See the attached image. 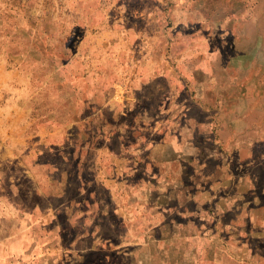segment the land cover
Returning a JSON list of instances; mask_svg holds the SVG:
<instances>
[{
  "label": "rangeland",
  "instance_id": "rangeland-1",
  "mask_svg": "<svg viewBox=\"0 0 264 264\" xmlns=\"http://www.w3.org/2000/svg\"><path fill=\"white\" fill-rule=\"evenodd\" d=\"M0 60L11 69L16 87L45 94L46 100L29 103L44 104L51 121L53 89L44 88L56 76L90 77V88L98 91L102 78L158 80L159 87L162 80H175L189 86L192 97H206L207 109H215L214 116L205 115L211 125L208 156L221 158L215 190L213 181L206 184L200 214L211 227L206 244L190 245L188 253L181 245H155L152 258L155 264H264V0H0ZM197 80L213 95L192 89ZM116 87L123 97L127 86ZM61 103L70 112L69 101ZM58 120L65 122L64 117ZM45 157L48 166L52 161ZM36 158L41 161L43 155ZM29 161L28 172L22 168L18 173L0 162V238L15 239L2 245L0 264H131V245L124 243L114 221L85 230L92 244H72L63 233L60 260L46 230L34 228L36 237L29 242H22L29 231L20 225L12 233L7 213L12 175L20 176L19 187L34 178L53 192V172L47 167L46 173L33 175L37 164ZM63 189L77 199L75 187ZM9 252L14 259L5 256Z\"/></svg>",
  "mask_w": 264,
  "mask_h": 264
},
{
  "label": "crops",
  "instance_id": "crops-1",
  "mask_svg": "<svg viewBox=\"0 0 264 264\" xmlns=\"http://www.w3.org/2000/svg\"><path fill=\"white\" fill-rule=\"evenodd\" d=\"M8 67L0 60V91L4 86L6 101L3 106L0 95V162L11 170L16 167L18 173L22 168L28 172L31 159L37 164L33 175L46 173L47 167L53 172L50 194L38 179L29 178L32 184L19 187L20 176L12 175L13 199L7 208L12 233L20 225L29 231L22 242H29L36 237L34 228L46 230L59 260L63 233L69 234L72 244H92L95 241L85 230L98 229L99 222L107 221L123 230L124 243L131 245L127 252L133 256L131 264H155L150 251L159 244L181 245L185 253L190 245L205 246L211 227L200 214L206 184L213 181L210 186L215 190V166L221 161L208 156L211 141L206 132L211 125L205 115L214 116L215 109H207L206 97H192L189 86L175 80H162L160 88L158 80L102 78L98 91L90 88V77L57 80L55 74L44 88L53 89L49 97L56 106L51 121L44 104L29 103L46 100L45 94H29L26 87H16ZM116 86H127L123 97ZM200 87L210 92L201 80L192 89ZM64 100L69 101L70 112L59 107ZM46 154L52 161H47L48 166ZM41 155L43 160H37ZM68 185L76 188L78 200L67 196L63 187ZM65 214L70 215L63 219ZM14 240V236L0 238V254L2 245ZM6 255L13 257L11 252Z\"/></svg>",
  "mask_w": 264,
  "mask_h": 264
}]
</instances>
